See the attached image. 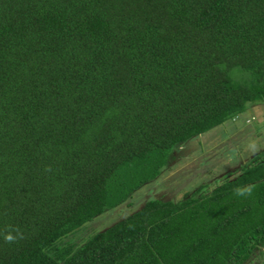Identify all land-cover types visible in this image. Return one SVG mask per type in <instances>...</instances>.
I'll return each instance as SVG.
<instances>
[{
  "label": "trees",
  "instance_id": "1",
  "mask_svg": "<svg viewBox=\"0 0 264 264\" xmlns=\"http://www.w3.org/2000/svg\"><path fill=\"white\" fill-rule=\"evenodd\" d=\"M260 103L264 0H0V264H244L264 247V153L60 240Z\"/></svg>",
  "mask_w": 264,
  "mask_h": 264
},
{
  "label": "rangeland",
  "instance_id": "2",
  "mask_svg": "<svg viewBox=\"0 0 264 264\" xmlns=\"http://www.w3.org/2000/svg\"><path fill=\"white\" fill-rule=\"evenodd\" d=\"M264 153V104H250L235 120L179 145L158 179L148 182L132 199L116 209H107L83 227L60 240L82 245L127 216L139 211L147 200L181 201L205 185L212 191L225 179L240 174L242 166ZM262 249V250H261ZM244 264H264V247Z\"/></svg>",
  "mask_w": 264,
  "mask_h": 264
}]
</instances>
